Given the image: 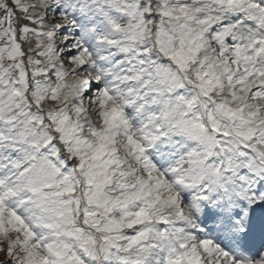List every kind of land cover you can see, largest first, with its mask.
I'll list each match as a JSON object with an SVG mask.
<instances>
[{"label":"snow or ice","instance_id":"1","mask_svg":"<svg viewBox=\"0 0 264 264\" xmlns=\"http://www.w3.org/2000/svg\"><path fill=\"white\" fill-rule=\"evenodd\" d=\"M0 264H264V0H0Z\"/></svg>","mask_w":264,"mask_h":264}]
</instances>
